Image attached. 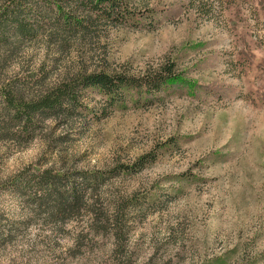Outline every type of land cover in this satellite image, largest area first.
<instances>
[{
    "label": "rangeland",
    "instance_id": "rangeland-1",
    "mask_svg": "<svg viewBox=\"0 0 264 264\" xmlns=\"http://www.w3.org/2000/svg\"><path fill=\"white\" fill-rule=\"evenodd\" d=\"M125 1L122 22L9 38L0 83L39 68L45 83L79 68L138 73L169 56L193 88L148 100L131 89L109 106L90 87L69 119L0 139V264H264V0ZM148 151L142 169L117 172ZM45 166L74 177L88 204L55 212L10 187Z\"/></svg>",
    "mask_w": 264,
    "mask_h": 264
},
{
    "label": "trees",
    "instance_id": "trees-1",
    "mask_svg": "<svg viewBox=\"0 0 264 264\" xmlns=\"http://www.w3.org/2000/svg\"><path fill=\"white\" fill-rule=\"evenodd\" d=\"M198 10L208 14L212 8L201 1ZM208 6V7H207ZM44 12V13H43ZM50 16L45 15L49 14ZM125 0H7L0 3V46H6L9 38L21 39L34 35L37 26L43 30L69 35L87 29L96 20L122 22L133 14ZM53 14L54 23H49ZM147 17L154 18L153 10ZM36 26V27H35ZM38 30V29H37ZM31 73L28 78L0 83V139L30 140L36 136L40 124L48 118L69 119L78 112L83 91L95 87L106 96V105L117 106L126 103L129 90H135L136 100H148L153 94L174 88L177 85L193 88L185 81L184 71L176 58L165 57L159 64L132 73L124 69L107 70L79 68L67 73L52 83H45V70ZM154 151L145 152L133 163H121L119 173L138 171L153 161ZM82 174L81 171L77 172ZM85 180L96 182L101 174L96 171L82 174ZM3 181L0 187H5ZM10 187L16 190H32V202L38 207L50 206L55 212L81 208L86 205L87 190L80 188L74 177L62 169L45 166L29 173L13 176ZM94 210L90 209V211Z\"/></svg>",
    "mask_w": 264,
    "mask_h": 264
}]
</instances>
